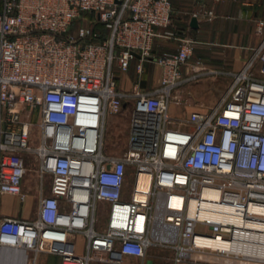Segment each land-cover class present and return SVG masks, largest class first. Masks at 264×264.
<instances>
[{"label": "built area", "instance_id": "built-area-1", "mask_svg": "<svg viewBox=\"0 0 264 264\" xmlns=\"http://www.w3.org/2000/svg\"><path fill=\"white\" fill-rule=\"evenodd\" d=\"M83 14L107 33L86 24L71 32ZM173 14L171 0H0V195L27 199L25 156L37 175L34 217L0 218V264H38L41 254L92 264L94 253L105 254L100 264H143L150 248L171 250L174 264H264V231L248 226L264 222V20L221 100L175 121L178 89L206 73H180L190 39L152 55ZM132 61L138 73L160 65V84L118 91L113 64L126 72ZM123 106L128 147L114 156L101 131Z\"/></svg>", "mask_w": 264, "mask_h": 264}, {"label": "crops", "instance_id": "crops-1", "mask_svg": "<svg viewBox=\"0 0 264 264\" xmlns=\"http://www.w3.org/2000/svg\"><path fill=\"white\" fill-rule=\"evenodd\" d=\"M171 3L174 9L171 23L167 28L158 29L159 36L153 43L152 55L161 56L176 52L182 39L193 41V53L188 62L180 67V73L184 79L192 76L197 69L206 74L183 83L177 91L180 100L174 103L180 106L184 98L183 93H187L188 88L195 85L193 86L195 93L199 97L205 93L210 94V102L208 104L185 102L183 105L189 107V114L207 112L221 100L231 85L233 79L230 73L242 71L253 57L255 48L261 43L262 37L255 33V25L258 20H263L264 0H214L205 5H198L192 0H187L185 3L171 0ZM205 10L214 12L215 17L211 21L205 19ZM194 13H197V27L193 28L190 26V20ZM135 65L136 62L132 61L126 72L117 71L119 76H115L118 78L116 81L118 91L129 93L135 84L147 91L160 84L162 75L160 65L145 62L140 73L137 72ZM257 67L258 65L255 64L254 71ZM213 71L221 73L214 74ZM128 108L129 106H125L119 114L106 117L101 137L103 145L108 147L111 154L125 151L128 147L131 116V108L127 114ZM107 118L109 126L113 128L109 133L105 131ZM116 137H119V140L116 141ZM36 178L37 175L26 173L24 180L34 199H37L34 192ZM1 196L6 195H0V198ZM13 198L17 207L11 209L4 207L3 210L0 204V218L31 219L32 217L19 207L24 202L21 203L16 197ZM93 256L95 261L92 264H100L99 261L105 259V254L102 253H94ZM149 258L146 257L143 264H154L148 261ZM38 264H61V262L55 255L41 254Z\"/></svg>", "mask_w": 264, "mask_h": 264}, {"label": "rangeland", "instance_id": "rangeland-1", "mask_svg": "<svg viewBox=\"0 0 264 264\" xmlns=\"http://www.w3.org/2000/svg\"><path fill=\"white\" fill-rule=\"evenodd\" d=\"M181 2L185 3L187 0H180ZM94 19H96V16H86L84 18H81L79 20H77L74 25L71 28V32H75L77 27L81 24H86L88 26H93V21ZM264 20V17H263ZM113 70L115 72L116 76H119V74L117 73V67H116V63L114 62L113 64ZM116 81L118 80V78H115ZM195 86V85H193ZM192 86V88H188L187 93H183V100L181 101V105H176L174 103V101L172 100L170 102L169 105V115L172 119H174L175 121L177 120H181L183 118H185L186 115L189 114V107L183 105L185 102L188 103H194V102H204L205 104H208L210 102V94H203V96H200L198 94L195 93L194 91V87ZM132 106V105H131ZM122 108H125L124 106ZM130 110V107L127 109V114ZM28 116V120L31 124L30 126V135H29V139L31 142V146L35 147L39 144L40 141V133H39V129H38V122H39V114L37 111L33 110L32 112H27L26 114ZM128 121V119H126ZM113 128L111 126H109L108 123V118H107V122L105 125V131H107V133L111 132ZM106 133V134H107ZM115 140H119V137H116ZM124 152V150L119 151L118 153H112V155L114 156H119ZM104 153H108L111 154V152L109 151L108 147H105L104 145ZM25 160L27 163V174L30 175L31 173L33 175L35 174V159L33 157V155H27L25 156ZM36 177V176H35ZM27 199L24 203H22V205L20 204L19 207L30 217H34V210H35V206L37 203V199H34L33 197V193L31 192H27ZM14 198L12 196H1L0 198V204H1V209L4 210V207L7 209H11V208H15L17 207V204L13 201ZM172 251L171 250H161V249H157V248H150L148 250L147 256L146 257H150L149 258V262L151 261L154 264H174L172 261ZM202 264H213L212 262H206V263H202Z\"/></svg>", "mask_w": 264, "mask_h": 264}, {"label": "trees", "instance_id": "trees-1", "mask_svg": "<svg viewBox=\"0 0 264 264\" xmlns=\"http://www.w3.org/2000/svg\"><path fill=\"white\" fill-rule=\"evenodd\" d=\"M95 16V14H83L81 17H80V19L81 18H84V17H86V16ZM96 19H94V21H95ZM93 21V29H94V31H97V32H100L101 34H105V33H107V30L105 29V27L102 25V24H100V23H97V22H94ZM74 25V24H73ZM72 25V26H73ZM72 28V27H71ZM102 36H104V35H102Z\"/></svg>", "mask_w": 264, "mask_h": 264}, {"label": "bare ground", "instance_id": "bare-ground-1", "mask_svg": "<svg viewBox=\"0 0 264 264\" xmlns=\"http://www.w3.org/2000/svg\"><path fill=\"white\" fill-rule=\"evenodd\" d=\"M139 187L140 188H144V177L143 176L140 179ZM248 226L251 227V228H254V229H260L261 231H264V222H261V223H250Z\"/></svg>", "mask_w": 264, "mask_h": 264}, {"label": "water", "instance_id": "water-1", "mask_svg": "<svg viewBox=\"0 0 264 264\" xmlns=\"http://www.w3.org/2000/svg\"><path fill=\"white\" fill-rule=\"evenodd\" d=\"M190 26L191 27H197V19L195 17H192L190 20Z\"/></svg>", "mask_w": 264, "mask_h": 264}]
</instances>
